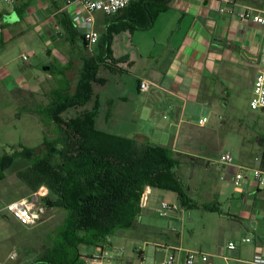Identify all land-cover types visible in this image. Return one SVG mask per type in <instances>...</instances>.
<instances>
[{"label": "crops", "instance_id": "0c3cea01", "mask_svg": "<svg viewBox=\"0 0 264 264\" xmlns=\"http://www.w3.org/2000/svg\"><path fill=\"white\" fill-rule=\"evenodd\" d=\"M159 1L131 0L116 14L93 12V21L88 22L87 10L77 0H17L13 7L20 15L21 24L9 29L11 24L1 23L3 48L9 40L31 35L29 40L36 44L31 48L25 46L24 51L40 61H31L20 68L0 58V92L6 94L2 106L11 104L13 93L24 94L26 102L15 110V115L23 113L29 123L24 129L40 132L42 141L30 145L32 136L26 135L27 144L15 151L12 148L17 146L8 143L10 135L2 134L5 139L0 140V147L12 149L11 154L30 149L35 156L43 155L44 147L50 148L49 143L52 145L54 140L44 136L43 125L53 126L55 138L59 128L52 120L45 121L39 107L49 106L66 88L64 92H74L87 57L95 58L96 76L100 81L90 83L91 98L79 109L98 106L97 129L138 141H152L185 154L188 153L182 146L206 142V136L200 132L217 129L224 114L216 117L211 114L230 107L231 92L248 89V98L251 97L257 68L264 61V24L250 17L243 18L239 13L264 16V0H231L226 4L221 0ZM222 6L225 9L220 11ZM68 23L72 27L69 31L64 27ZM91 29L98 33L96 44H89L85 37ZM21 44L25 45L22 41ZM54 65L58 66L56 71ZM142 80L150 84L146 92L139 88ZM78 112L71 107L63 116L75 117L80 115ZM203 118L206 121L199 124ZM139 122L147 123L152 134L141 131L140 127H128L130 131L124 133L121 130L125 126L121 130L118 126ZM110 123L117 124L115 132L107 129ZM201 151V155L206 152L203 148ZM224 151L229 150L221 148L216 151V157ZM259 162L260 158L252 164L237 156L231 164H216L219 182L213 201L217 210L207 211L220 215L218 222L223 223L217 224L212 255L203 252L216 260L197 259L195 264H250L256 252H264V188L250 177L239 190L232 182L239 164L259 167ZM22 181L17 189L24 185L26 190L0 200L1 213L12 200L34 193L41 200L49 194L43 182L37 187L29 180ZM147 188L149 200L148 194L153 188ZM148 200L142 212L156 211L158 203L154 199L148 203ZM138 231L156 233L159 229L142 225ZM247 237L251 240L243 242L242 238ZM228 241H234L236 248L228 249ZM157 245L165 252L175 253V264H184L183 257L188 251H199L185 247L178 238Z\"/></svg>", "mask_w": 264, "mask_h": 264}, {"label": "trees", "instance_id": "16d2710c", "mask_svg": "<svg viewBox=\"0 0 264 264\" xmlns=\"http://www.w3.org/2000/svg\"><path fill=\"white\" fill-rule=\"evenodd\" d=\"M64 27L67 31L72 29L69 23ZM4 45L1 39L0 51ZM94 59L85 58V68L73 93L64 92L68 90L66 88L51 100L49 106L39 107L45 121L52 120L59 128L62 146L57 149V143L53 142V150L41 156L24 149L5 160H2L4 155L0 157L1 166L7 162L3 170L12 166L21 179L36 183L37 187L44 183L48 174L52 185H48L49 194L42 197L40 203L66 211L64 221L54 231L59 242L50 243L52 245L30 264H82L80 245L105 246L117 230L136 226L143 209L141 197L145 186L171 191L186 205L191 200L179 169L187 158L190 161L194 158L152 141L143 142L101 131L95 126L98 106L93 105L90 110L79 109L91 98L90 83L100 81ZM71 107L80 110V115L64 117L63 113ZM260 140L264 142V135ZM54 155L57 156L55 166L51 164ZM1 166L0 181L5 177ZM28 166L39 171L36 181L26 177L23 169ZM259 167L264 169V150ZM190 202L206 210H217L213 202Z\"/></svg>", "mask_w": 264, "mask_h": 264}, {"label": "rangeland", "instance_id": "374dc122", "mask_svg": "<svg viewBox=\"0 0 264 264\" xmlns=\"http://www.w3.org/2000/svg\"><path fill=\"white\" fill-rule=\"evenodd\" d=\"M0 13L2 14L0 25L2 22L9 23L11 24L9 29H12L21 24L19 22L20 15L12 4L1 1ZM29 37L31 35L24 36L19 40H9L5 48L1 49L0 58H2L3 62H12L15 66L25 68V65L31 61H40L39 58L37 59L34 56H30L28 61H23L21 58L23 53L28 54V52L24 51L26 49L25 46L28 45L27 48H31L32 44H36L34 40H29ZM21 41L25 44L24 46ZM18 55L20 56L18 57ZM57 67V65L53 66L54 71H56ZM3 95L6 94L0 92V140L2 139L3 141L5 139L2 134L5 136L10 135L11 137H7L9 139L8 143L17 146L12 148L15 151H20L21 145L27 144L24 142L26 135L32 136L30 145L41 142L42 136L40 132L36 134L34 129L32 131L24 129L25 125L29 123L23 118V113L19 116L15 115V110L20 107L22 102H26V96L13 93L11 104L2 106ZM230 95V107L221 108L222 112L211 114L213 117L221 113V116L224 114L220 118L217 129H208L200 132L206 136V142H194L196 144L191 147L182 146V149L188 153L189 158H194L193 161L187 158L179 169L188 197L194 203H214L215 201L213 196L219 182V174L216 171L218 169L216 164L213 163L216 158V151L225 147L231 152L233 158L236 159L239 156L240 159H246L253 164L260 158L261 152L264 150V142L260 140V136L264 135V115L248 107V89L237 90L231 92ZM5 100H7V97ZM116 126L117 124L113 123L106 125L109 131H116ZM118 126L120 130L125 126V129L121 130L124 133L130 131L133 127H140L141 131L152 134L151 128L147 123L118 124ZM207 126H209V122ZM98 127H100L99 123ZM43 128L44 136L48 139H53L61 147L63 140L59 135L55 138L56 133H54L53 126L44 124ZM53 146L51 145L50 148L44 147L43 151L46 153L52 150ZM201 148L206 151L203 155L200 154L202 152ZM12 149L0 147V155L4 151L2 160L7 159L11 155ZM56 162L57 156L54 155L51 157V164L55 166ZM6 163L4 162V165H0L2 170ZM239 165L244 166L243 164ZM23 170L26 173V177L28 176L30 180L36 181L34 179H36L39 171H35L31 167ZM3 171L7 177L0 182V200L4 201L13 197L16 192L26 190V188L23 185L22 189H17V184L23 182V179L13 171L12 167ZM43 180L49 190L48 185H52V179L47 174ZM148 196V203L151 199H154L156 203L164 201L173 208L167 216H162L155 210L141 212L136 220L135 227L117 230L106 244L107 246L109 244L117 245L123 249L115 264H155L163 254L162 251L158 250L157 243H168V239L170 241L175 238H178L185 247L193 250H199L207 254L214 252V243L218 233L217 224L223 223V221L218 222L220 215L207 211L200 205L195 204L193 206L194 204L189 200L188 205H186L171 191L153 188ZM37 204L43 207V212L40 220L30 227H24L19 224L8 211L3 210L2 213L0 212V264H30L41 255L46 247L52 245L50 243L54 242V240L59 242L54 231L64 221L66 211L61 208L45 207L40 203V200ZM142 225L158 228L159 231L156 233L151 231L140 232L138 229L141 230ZM79 251L82 255L95 252L94 246L84 247V245L79 246ZM211 260L215 261L216 259L212 256Z\"/></svg>", "mask_w": 264, "mask_h": 264}, {"label": "built area", "instance_id": "2783aa9c", "mask_svg": "<svg viewBox=\"0 0 264 264\" xmlns=\"http://www.w3.org/2000/svg\"><path fill=\"white\" fill-rule=\"evenodd\" d=\"M6 1L9 4H14L17 0H0ZM82 6L87 10L86 20L88 22L93 21V12L101 11L106 15L116 14L123 9H125L131 0H77ZM223 3H229L231 0H221ZM225 8L222 6L220 11ZM241 17H250L254 22L264 24V16L260 14L241 12L239 13ZM86 39L89 44H96L98 40V33L91 29L85 34ZM30 54H22L21 58L23 61H28ZM139 88L141 91H148L150 84L142 80L139 83ZM249 108L253 111H257L264 115V62L262 65L259 64L254 82L252 94L249 99ZM206 118L200 119L199 124H203ZM233 162V156L230 151H224L220 156L213 160L214 164L226 165ZM250 177L258 186L264 188V169L259 167H243L238 166L237 172L232 177L233 186L235 189L239 190L242 183ZM144 187L143 194L141 197V207L144 209L147 205V188ZM39 194L34 193L27 197H20L18 199L12 200L7 203L4 210L8 211L12 218L15 219L19 224L24 227H30L35 225L41 217L43 212V207L38 206ZM173 207L166 202L162 201L155 207L156 211L162 215L167 216L169 211ZM251 239L249 237L242 238L243 242H249ZM162 251V256L158 259L155 264H175L176 255L174 252H165L162 246L158 247ZM227 248L233 250L236 248V243L234 241L227 242ZM94 251L91 254H83L81 257L82 264H115V261L121 256L123 249L117 245H105V246H94ZM209 255L200 251H188L186 257L184 258V264H195L197 259L202 262H209ZM227 259L228 257H224ZM250 264H264V252H256L250 262Z\"/></svg>", "mask_w": 264, "mask_h": 264}]
</instances>
